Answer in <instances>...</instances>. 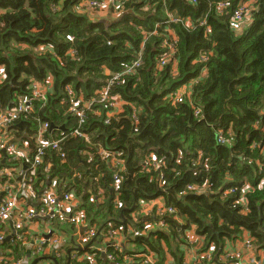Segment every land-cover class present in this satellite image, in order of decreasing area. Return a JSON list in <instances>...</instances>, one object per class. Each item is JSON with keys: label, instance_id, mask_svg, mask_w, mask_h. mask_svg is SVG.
Masks as SVG:
<instances>
[{"label": "clouds", "instance_id": "1", "mask_svg": "<svg viewBox=\"0 0 264 264\" xmlns=\"http://www.w3.org/2000/svg\"><path fill=\"white\" fill-rule=\"evenodd\" d=\"M264 0H0V264H264Z\"/></svg>", "mask_w": 264, "mask_h": 264}, {"label": "trees", "instance_id": "2", "mask_svg": "<svg viewBox=\"0 0 264 264\" xmlns=\"http://www.w3.org/2000/svg\"><path fill=\"white\" fill-rule=\"evenodd\" d=\"M262 11H264V9H262Z\"/></svg>", "mask_w": 264, "mask_h": 264}]
</instances>
